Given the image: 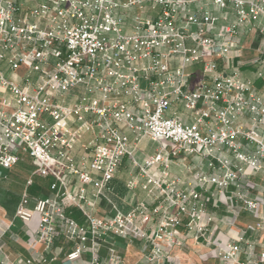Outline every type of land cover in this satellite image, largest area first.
<instances>
[{
	"label": "built area",
	"instance_id": "built-area-1",
	"mask_svg": "<svg viewBox=\"0 0 264 264\" xmlns=\"http://www.w3.org/2000/svg\"><path fill=\"white\" fill-rule=\"evenodd\" d=\"M198 1L0 0V169L13 168L24 153L32 158L36 174L55 178L53 197H32L25 191L15 213L25 223L38 219L43 264L53 261L49 253L60 235L74 243L66 254L70 263L91 253L83 264H123L113 245L107 258L98 255L110 234L148 242V259L158 264L172 259L171 249L185 244L188 233L211 243L209 225L214 217L201 192L194 187L182 190L168 177L172 158L181 151L210 158L211 166L218 162L223 173L198 174V182L233 187L232 195L258 219L249 229L264 232L262 202L243 187L246 168L264 171V97L238 69L221 74L217 62L232 60L241 26L263 19L257 29L264 37V0H210L220 10L232 6L236 14L234 22L220 29L218 16L191 10ZM149 10L157 14L149 15ZM128 12L130 31L125 26ZM173 58L180 59L175 67ZM197 62L204 63L211 81L192 78L188 69ZM22 69L21 77H13ZM142 79L148 81L147 87ZM79 88L83 91L76 101L65 104L62 98ZM175 100L195 113L194 123L166 116ZM245 115L252 122L249 128L234 125ZM123 128L135 134L136 143L149 136L175 147L147 157L138 176L127 184L131 190L140 185L158 205L150 208L143 202L128 213L116 209L114 215L100 217L97 199L106 197L124 157L134 156L135 146ZM85 132L97 134L79 164L72 150ZM240 138L255 150L244 151ZM223 148L235 160L221 156ZM159 164L163 170L152 172ZM68 175L78 178L76 191ZM89 185L94 199L88 197ZM261 196L264 202V189ZM67 206L78 207L85 223L68 216ZM156 214L161 218L149 231L145 226ZM242 241L243 236L233 244L215 245L216 256L236 262L243 251L251 256L258 244L259 260L239 264H264V235L258 241L246 240L245 249ZM24 263L32 264L33 259L14 262Z\"/></svg>",
	"mask_w": 264,
	"mask_h": 264
},
{
	"label": "crops",
	"instance_id": "crops-1",
	"mask_svg": "<svg viewBox=\"0 0 264 264\" xmlns=\"http://www.w3.org/2000/svg\"><path fill=\"white\" fill-rule=\"evenodd\" d=\"M191 10L202 14L210 12L219 17L218 28L226 26L236 19V14L232 6L226 10H220L210 0H199L191 5ZM149 15L155 16L157 12L150 11ZM254 23V25H245L239 28L235 38V46L232 48V60L225 62L223 59H217L218 70L221 74L227 75L234 69H238L241 76L258 89L259 93L264 97V37L258 31L257 27L262 22ZM132 12L125 15L126 30L130 31L132 26ZM196 31V27L191 28ZM193 45L191 41H188ZM180 63L179 58H173L172 67ZM189 72L193 73L192 78H203L211 81V75L204 71V63L197 62L189 67ZM25 72L22 69L13 77L19 78ZM11 77V74H8ZM143 87L148 86V81L142 79ZM82 89H76L74 92L67 94L62 98L65 104H73L76 98L82 94ZM178 115L185 124L194 123L195 113L186 108L183 101L175 100L166 111V116L170 117ZM234 125H241L249 128L252 125L248 115L237 118ZM131 139L132 145L135 146L133 157H124L118 171L112 180L111 189L106 192V197L97 199L96 214L100 217L112 216L116 213V209L128 213L140 203H146L150 208H154L159 201L154 200L140 185L135 189H129L127 184L130 180L136 178L139 172V165L152 155H155L160 149L164 148L168 152L172 151L175 145L170 141H154L149 136H145L140 142H135V134L123 128ZM97 132H85L73 147V154L76 161L82 164L84 158L88 156L86 149ZM242 149L246 152L255 150L253 144L240 138ZM221 156L235 160L234 155L227 149L221 150ZM210 158H202L195 155H188L181 151L173 156L170 163L168 177L178 182V187L182 190H188L191 187L201 192L205 202L206 210L214 219L210 223L211 243L197 240L192 233H188L186 243L181 246H175L171 249V260H166L161 264H239L240 262H257L259 260L260 246L257 244L249 256L245 251L241 252L238 261H224L215 254V245L219 243H236V239L243 236L244 241L241 242L243 249L246 248V240H256L264 235L262 231H253L249 229L258 219L250 215L244 210L241 202H239L231 193L233 187L229 189H220L216 185L207 184L203 186L197 180V175H221L222 167L218 162L214 166L210 165ZM36 166L32 158L28 154H22L20 161L11 169H0V264H14L18 259H33L32 264H43L40 260L43 252V245L37 241L36 228L38 219L36 218L30 223H25L15 217L16 209L20 203L21 197L27 191L32 197L47 198L53 197L56 193L52 188L55 178L52 176L43 177L35 173ZM162 165L152 168V172H161ZM99 177V174H93ZM70 187L76 191L80 185L77 177L73 175L67 176ZM32 181L29 184V181ZM264 171L254 173L250 168H246V174L243 177V187L247 188L251 197L259 199L261 210L264 213V202L262 200ZM141 182V180H140ZM88 197L94 199L93 188L88 186ZM66 213L75 219L78 223L84 224L85 217L81 210L76 206H67ZM160 214H156L152 220L146 224L147 230L156 227L160 220ZM88 245L90 242L88 241ZM113 245L118 253L123 257V264H158L148 259L151 245L140 239L123 238L110 234L107 236L99 248L98 255L101 259H105L109 255V247ZM74 246V243L68 241L64 236L56 237L53 248L49 253V257L53 261L48 264H83L84 261L91 259V253L86 251L82 255V259L74 263L66 260V254ZM26 264V263H24Z\"/></svg>",
	"mask_w": 264,
	"mask_h": 264
}]
</instances>
